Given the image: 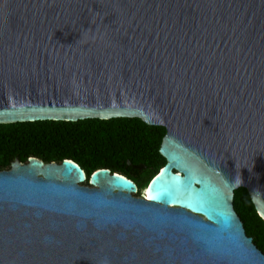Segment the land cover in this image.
I'll return each instance as SVG.
<instances>
[{
    "label": "water",
    "instance_id": "water-1",
    "mask_svg": "<svg viewBox=\"0 0 264 264\" xmlns=\"http://www.w3.org/2000/svg\"><path fill=\"white\" fill-rule=\"evenodd\" d=\"M117 118L166 129L147 189L16 160L0 264H264V0H0V124Z\"/></svg>",
    "mask_w": 264,
    "mask_h": 264
},
{
    "label": "trees",
    "instance_id": "trees-1",
    "mask_svg": "<svg viewBox=\"0 0 264 264\" xmlns=\"http://www.w3.org/2000/svg\"><path fill=\"white\" fill-rule=\"evenodd\" d=\"M165 134L164 127L138 118L0 124V171L9 170L16 160L60 164L67 159L79 164L88 177L101 168L123 175L142 169L139 178L145 187L166 162L159 152ZM234 209L247 236L264 253V221L247 189L235 191Z\"/></svg>",
    "mask_w": 264,
    "mask_h": 264
},
{
    "label": "flooded vegetation",
    "instance_id": "flooded-vegetation-1",
    "mask_svg": "<svg viewBox=\"0 0 264 264\" xmlns=\"http://www.w3.org/2000/svg\"><path fill=\"white\" fill-rule=\"evenodd\" d=\"M111 171V170H110ZM133 172H130V175H123V176H126L128 179L132 180L136 185H137V188H138V193L135 195V196H141V193L143 192V183H144V179H140L139 178V175L141 174L142 172V169H134V170H131Z\"/></svg>",
    "mask_w": 264,
    "mask_h": 264
},
{
    "label": "rangeland",
    "instance_id": "rangeland-1",
    "mask_svg": "<svg viewBox=\"0 0 264 264\" xmlns=\"http://www.w3.org/2000/svg\"><path fill=\"white\" fill-rule=\"evenodd\" d=\"M145 188H143V190H144ZM147 189V188H146Z\"/></svg>",
    "mask_w": 264,
    "mask_h": 264
},
{
    "label": "clouds",
    "instance_id": "clouds-1",
    "mask_svg": "<svg viewBox=\"0 0 264 264\" xmlns=\"http://www.w3.org/2000/svg\"><path fill=\"white\" fill-rule=\"evenodd\" d=\"M146 187H147V186H146ZM146 187H145V188H146Z\"/></svg>",
    "mask_w": 264,
    "mask_h": 264
}]
</instances>
